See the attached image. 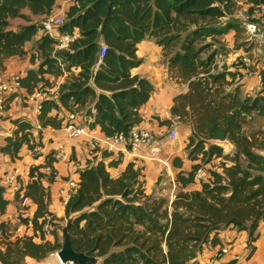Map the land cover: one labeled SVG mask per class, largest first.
Listing matches in <instances>:
<instances>
[{"label": "trees", "instance_id": "trees-1", "mask_svg": "<svg viewBox=\"0 0 264 264\" xmlns=\"http://www.w3.org/2000/svg\"><path fill=\"white\" fill-rule=\"evenodd\" d=\"M58 1L0 0V67L6 69L8 61L28 55L34 66L22 76V92L9 101L53 90L59 79L71 74L52 98L42 102L40 129L26 119L12 121V135L0 154L16 161L26 148L39 158L43 131L62 130L71 113L85 121L93 118L91 130H100L106 138L128 135L140 126V111L154 86L132 75V70L142 64L138 46L153 39L164 50L170 77L189 88L174 99L173 119L159 122L172 127L176 120L191 126L186 149L193 165L184 170L183 161L174 160L180 171L171 201L147 193L138 163H129L114 176L110 169L121 161L105 164L103 159L111 154L101 149L94 153L92 159L101 160L88 161L77 170L78 188L65 207V219L75 218L69 229L72 248L101 259L100 264H198L208 246L226 247L219 235L233 228L248 233L251 258L264 222V131L247 134L244 125L248 118L264 117V79L256 97H243L239 85L228 91L235 84V73L226 67L220 71L217 62L227 55L223 38L231 31H244L234 19L239 3L257 6L264 0H76L78 5L69 7L58 29L60 34L80 32L67 51H58V41L42 26L55 14ZM103 46L106 53L101 60ZM62 111L66 117L60 116ZM211 141H228L234 152L225 155ZM55 154L52 151L44 165L30 168V183L23 191L36 209L32 214L24 210L18 219L32 234L14 237L9 224H0V264L43 262L62 249L54 228L63 220L50 211L51 193L43 184L55 182ZM217 160L219 171L207 170L200 190H191L196 173ZM6 193L2 180L1 215L9 206ZM15 196L19 204L20 194ZM49 217L54 241L43 234Z\"/></svg>", "mask_w": 264, "mask_h": 264}, {"label": "crops", "instance_id": "crops-1", "mask_svg": "<svg viewBox=\"0 0 264 264\" xmlns=\"http://www.w3.org/2000/svg\"><path fill=\"white\" fill-rule=\"evenodd\" d=\"M72 0H59L58 6L55 13L67 12L69 7L72 5ZM244 4L240 2L239 4ZM235 32L228 34L227 41V55L220 58L217 62L219 70L222 71L223 67H226L229 72L234 71L235 61L239 57L243 56V47H236L234 36ZM227 37V36H226ZM231 38V39H229ZM248 48V47H247ZM261 53L264 55V46L260 47ZM138 58L141 60L145 58L146 63L142 62L139 68L132 70V75L140 76L151 82L154 86V93L149 102L141 109L140 113L143 118V123L137 128L145 129L152 132L157 139L158 146L161 149V158L166 163V166L158 161H143L139 153H113L111 156L103 159L105 164H109L114 160L121 161L117 168L110 169L111 174L118 176L122 174L126 166L129 163H138L143 168V181H145V188L148 194L159 195L156 186L161 185L159 182L163 176L165 169L174 168V174L172 179L174 188L175 175L180 170L173 166L175 159L179 158L184 163V170L191 169L193 163L187 164L183 158L186 153L188 139L192 135V128L189 125L181 124L174 120L172 127L162 126L159 121L172 120L171 108L173 106L174 99L180 95L186 94L189 91L188 85L181 83L177 79H172L169 75L168 67L165 63L164 50L159 47L155 41H144L138 46L137 52ZM7 70H14L19 72L22 76H25L29 69L34 68L30 62V56L24 58H15L8 61L5 64ZM258 70H264V58L261 63L257 65ZM71 74H67L56 83L57 87L52 90V97L56 94L59 86L69 77ZM240 86V92L243 97H256L263 89L262 84L255 77H246L241 83H236L228 89V91H235ZM30 95L25 94L19 95L18 97L12 98L8 103L7 116L2 124H0V147L6 144V138L12 135L14 125L12 121L17 119H26L30 121L37 129H40L38 124V115L35 111V103L29 102L27 99ZM94 113V112H93ZM60 116H67V112L62 111ZM254 118V116H253ZM252 120L248 118L247 121ZM79 122L84 128L85 135L77 140H69L64 128L56 131L52 129H46L43 131V143L44 148L39 151L41 155L35 159L31 152L26 148L21 153V159L12 161L9 156L0 154V184L4 176L8 173H16L20 176L24 187L30 183L29 172L33 166L44 165L46 157L52 152H57L60 149H64L67 155L70 157L71 162H57L54 165L56 170V179L54 183H49L44 180L43 184L46 189L50 190L51 201L50 211L59 220L65 218V207L61 205V199L59 195L60 189L63 187L67 180H73L79 182V174L77 173L78 167H84L88 161H94L89 155L88 141L96 139L102 141L106 138L100 130L92 131L90 124L93 122V118L85 121L84 118L80 117ZM65 125V124H64ZM176 132L177 138L172 139L171 133ZM37 136L38 133L36 132ZM178 141L176 149L171 145ZM186 156V155H185ZM101 158H98L94 162L97 163ZM46 168L42 171L44 172ZM164 170V171H163ZM46 173V172H45ZM200 183L197 182L191 187V190H200ZM6 199L9 201V206L5 214H0V224L6 223L10 226L17 222V218L21 211H19L18 203L16 202V196L13 193H6ZM173 199H171L172 201ZM36 209L35 205H32L29 214ZM62 222H59L61 225ZM59 225L57 228H59ZM16 237H22V229H18ZM32 234V230H28V235ZM219 239L222 245L229 248V254L223 256L216 264H264V222L260 224L258 230V239L253 244L255 249L254 254L250 255L249 247V235L246 232H238L233 228H228L222 231L219 235ZM49 240V239H48ZM1 241V238H0ZM212 254L205 251L199 256L198 264H208L211 260ZM58 258V257H57ZM57 261L54 256L51 259H47L43 262H37L32 259H27L25 264H55Z\"/></svg>", "mask_w": 264, "mask_h": 264}, {"label": "built area", "instance_id": "built-area-1", "mask_svg": "<svg viewBox=\"0 0 264 264\" xmlns=\"http://www.w3.org/2000/svg\"><path fill=\"white\" fill-rule=\"evenodd\" d=\"M72 5H78L76 0H72ZM67 12L55 13L47 17L43 23V30L51 38L58 41V51H67L70 47L80 38V32L74 31L72 34H60L58 29L62 27L66 21ZM234 19L238 21L241 27L244 29L246 35L250 38V41L258 44L260 47L264 46V4L252 5V4H239V9L234 15ZM261 54V51L253 50L254 54ZM106 53L105 46L102 47L101 60ZM222 58V57H220ZM219 58V59H220ZM218 59V60H219ZM235 82L241 83L244 78L255 77L263 86L264 70H258L256 64L252 59L243 55L236 59L234 71ZM22 75L14 70L2 69L0 67V124L3 123L7 116L8 101L12 96L18 95L22 92L21 86ZM52 90L43 89L37 91L34 95L28 97V101L35 103V111L37 114L42 109V102L46 99L52 98ZM80 116L71 113L66 120L64 131L69 140H77L85 135L84 128L79 122ZM173 140L177 138L176 132L171 133ZM89 155L92 157L94 153L103 150L107 153L113 154L119 153H139L141 152V159L143 161H158L166 166V163L161 158V149L158 146L156 136L145 129L134 128L128 135L120 134L110 138H105L102 141L91 139L88 141ZM55 159L60 162H71L70 157L64 151L60 149L55 154ZM219 165H213L212 171H219ZM80 167H78L79 169ZM46 173L50 172L49 168H46ZM207 170L200 169L195 176L197 182L204 180L207 177ZM3 185L9 193L14 195L20 194L21 206L27 210H30L32 204L30 199L24 197V185L20 179V176L14 173H8L4 176ZM78 183L73 180H67L63 187L59 191L61 205L66 207L71 196L76 192ZM51 217L48 218V222L43 226V234L45 238H52L53 227L50 224ZM0 230V237L2 236ZM207 251L212 254L211 260L208 264H216L220 258L229 253L228 247H213L208 246Z\"/></svg>", "mask_w": 264, "mask_h": 264}, {"label": "rangeland", "instance_id": "rangeland-1", "mask_svg": "<svg viewBox=\"0 0 264 264\" xmlns=\"http://www.w3.org/2000/svg\"><path fill=\"white\" fill-rule=\"evenodd\" d=\"M227 39H228V35H227V37L225 36L223 38V42H224L225 47L227 46V41H228ZM229 39H231V38H229ZM233 39H235L236 47H240V48L243 47V49H244L243 54L245 56L249 57L250 59H252L254 61V63L256 64V66L261 63L262 59L264 58V55L262 53L259 54V52H257V54L253 53L254 49L260 50V46L256 43L250 41V38L246 35L245 31L237 33L234 36V38H232V40ZM145 41L149 42V41H154V40L153 39H147ZM226 51L229 52L227 47H226ZM140 61L144 62V63L147 62V60L145 58H142ZM244 130L247 134L254 133L258 130L264 131V117L255 116L253 118V120L247 121V123L244 125ZM176 145H178V141L176 143H173L171 146L174 149H176ZM224 152H226V151H224ZM185 155L183 156L185 162L187 164H190L191 162L189 161V158H188L187 149H186ZM219 163H220V161L217 160V161H214L213 165H219ZM213 165L205 166L203 169L211 170ZM171 170L174 173V171H175L174 168H169L167 170L165 169V171L163 170L164 172H163V176L161 178V183H160L161 185L156 186L158 193H160L159 195H157V197H166L170 200L171 199L174 200L177 188H174L173 181H172V179L174 178V174L171 173ZM175 179H176V175H175ZM18 207H19V211H21L19 214V216H20V215H22V212H24V210H26V209L21 206V203L18 204ZM67 221L68 220L64 218L62 221V224L59 225V228H54V230L57 232L58 236L60 237L61 242H62V230L66 226ZM18 229H22V232H20V234L24 233V236L28 235L29 229H27L24 225H21L19 223V219L17 218V222L10 226V230L13 233L14 237H16V235L18 234V232H17ZM48 239L51 241H54V235L52 238H48ZM56 254L57 253L52 254L49 258H47V261H48V259H51L53 256H56Z\"/></svg>", "mask_w": 264, "mask_h": 264}, {"label": "water", "instance_id": "water-1", "mask_svg": "<svg viewBox=\"0 0 264 264\" xmlns=\"http://www.w3.org/2000/svg\"><path fill=\"white\" fill-rule=\"evenodd\" d=\"M210 143L219 146L224 151L225 155H230L234 152V146L228 141H211ZM75 218L71 217L67 221L66 226L62 230V249L57 252V257L61 264H100L101 259L90 257L84 253H78L72 248L69 229L74 223Z\"/></svg>", "mask_w": 264, "mask_h": 264}, {"label": "bare ground", "instance_id": "bare-ground-1", "mask_svg": "<svg viewBox=\"0 0 264 264\" xmlns=\"http://www.w3.org/2000/svg\"><path fill=\"white\" fill-rule=\"evenodd\" d=\"M54 258H55V259H56V261H57L55 264H61V263H60V261H59V259L57 258V255H56V256H54ZM52 264H53V263H52Z\"/></svg>", "mask_w": 264, "mask_h": 264}]
</instances>
